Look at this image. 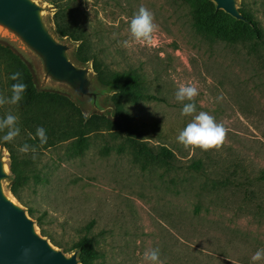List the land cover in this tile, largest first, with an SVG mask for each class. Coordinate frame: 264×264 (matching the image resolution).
Segmentation results:
<instances>
[{
  "label": "rangeland",
  "instance_id": "1",
  "mask_svg": "<svg viewBox=\"0 0 264 264\" xmlns=\"http://www.w3.org/2000/svg\"><path fill=\"white\" fill-rule=\"evenodd\" d=\"M33 1L71 59L89 68L97 92L80 96L51 78L42 58L0 25V43L24 59L37 87L68 95L83 111L79 118L56 115L54 143L36 144L35 158L20 152V200L10 179L2 181L36 231L68 256L79 258L85 244L90 264H149L143 254L153 249L162 264H264L251 260L264 249V57L250 53L246 38L232 42L216 25L198 23L194 3L211 8L202 0ZM246 3L264 25V0ZM141 6L153 14L156 45L125 47L128 21ZM215 21L233 27L223 14ZM58 22L83 29L84 42L62 38ZM78 53L111 72L140 74L143 95L116 94L98 80L94 60L81 64ZM187 83L198 88L196 112L181 115L175 92ZM201 111L226 129L222 144L207 151L177 142ZM138 142L172 150L173 164ZM0 157L10 165L6 148Z\"/></svg>",
  "mask_w": 264,
  "mask_h": 264
},
{
  "label": "trees",
  "instance_id": "2",
  "mask_svg": "<svg viewBox=\"0 0 264 264\" xmlns=\"http://www.w3.org/2000/svg\"><path fill=\"white\" fill-rule=\"evenodd\" d=\"M202 2L204 4L209 3L211 8L203 9L199 1L194 3V14L198 23L205 28L216 25V34L232 42L246 38L248 40L247 43H250V53L257 57H264V25L247 5L246 0H243L240 5V11L244 15L245 20H237L222 10L216 11L214 4L209 0H202ZM220 14H223L230 20L233 25L232 28L225 27L215 21ZM57 26L58 33L62 38L67 37L75 41L84 42L85 31L83 29H79L78 27L73 28L60 22H58ZM91 59L94 60V70L98 80L113 92L130 97L143 95V91L139 86L142 82L140 74L111 72L107 70L99 59L86 56L85 54L81 55L78 53L75 57V60L81 64H86ZM14 72L21 73L22 81L27 84V90L23 100L18 105H0V118H3L8 113L18 116L20 135L10 143L0 141V147L6 148L10 154L12 176L10 178L9 189L19 199L18 188L25 181L19 148L24 144H28L31 147L40 144L39 138L35 136L37 127H43L46 131L47 142L43 144V147H51L54 142L49 135L53 134L51 121H53L54 117L56 115H64L68 119L79 118L83 116V111L68 95L55 91L40 90L36 85L31 68L24 59L11 46L0 43V96L11 95V84L15 83V81L10 80L9 77ZM121 116L122 123H125L126 114L122 113ZM2 135H4V132H0V136ZM132 141L134 142V139ZM138 144L146 147L150 152L156 153L158 157L167 163L173 164L174 153L172 150L162 146L158 151H155L153 148L145 146V144H141L140 142ZM194 167L199 168L200 164L196 163ZM84 246L85 244L79 246L81 247L80 262L82 264H90Z\"/></svg>",
  "mask_w": 264,
  "mask_h": 264
},
{
  "label": "water",
  "instance_id": "3",
  "mask_svg": "<svg viewBox=\"0 0 264 264\" xmlns=\"http://www.w3.org/2000/svg\"><path fill=\"white\" fill-rule=\"evenodd\" d=\"M212 1L217 9L245 20L237 0ZM0 25L17 33L42 58L51 78L69 84L80 96L97 97L91 90L89 68L71 59L69 46L49 32L33 0H0ZM11 176L10 165L0 157V264H79L78 252L68 256L56 249L36 231L26 210L5 195L2 181Z\"/></svg>",
  "mask_w": 264,
  "mask_h": 264
},
{
  "label": "clouds",
  "instance_id": "4",
  "mask_svg": "<svg viewBox=\"0 0 264 264\" xmlns=\"http://www.w3.org/2000/svg\"><path fill=\"white\" fill-rule=\"evenodd\" d=\"M87 3V0H86ZM155 25L153 23V14L141 6L139 10L133 14L128 21V29L131 36V42L128 40L123 41L125 47H130L131 44L140 46L152 47L156 45L154 39ZM10 80L15 81L11 84V95L0 96V105L12 104L18 105L24 98L27 90V84L22 81L21 73L14 72L9 77ZM198 95V88L193 83L181 84L175 92L176 101L183 104L181 115H191L196 112V104L193 98ZM188 101V103H184ZM5 130H7L5 132ZM0 132L4 135L0 136V141L5 143L12 142L17 136L20 135V127L18 126V116L8 113L3 118H0ZM226 129L222 124L215 121V118L207 112H199L193 116L191 122L179 132L177 142L183 144L185 147L200 148L207 151L211 148L218 147L224 141ZM35 136L39 138L41 145L47 142L46 131L43 127H37ZM33 153L35 158L36 148L28 144H24L19 148L21 153ZM26 252L28 250H25ZM145 261L149 264H162L159 259V250L153 249L150 252L143 254ZM264 259V249H259L251 257L253 262Z\"/></svg>",
  "mask_w": 264,
  "mask_h": 264
}]
</instances>
